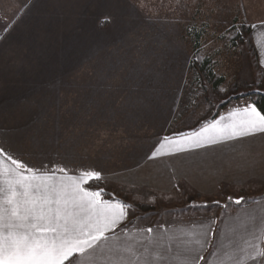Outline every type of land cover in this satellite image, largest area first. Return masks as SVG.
Returning <instances> with one entry per match:
<instances>
[{
    "label": "rangeland",
    "instance_id": "obj_1",
    "mask_svg": "<svg viewBox=\"0 0 264 264\" xmlns=\"http://www.w3.org/2000/svg\"><path fill=\"white\" fill-rule=\"evenodd\" d=\"M109 14L112 21L102 23ZM260 19H264V0H0L3 139L32 163L70 153L75 163L101 169L103 175L136 168L158 141L174 137L173 133L166 135L170 129L177 134L191 126V120H200L202 113L196 112L207 109L208 102L211 114L230 102L220 119L234 106L249 102V94L264 95V71L249 35L242 32L245 42L238 40L243 26ZM196 21L209 25L198 53L187 34ZM47 24L52 25L47 29ZM56 29L59 34H76V39L64 41L68 45L65 54L58 48L59 40L52 43ZM217 50L222 51L216 59L219 72L227 80L216 93H200L196 108H190V61L195 55L202 60ZM71 52L73 57L85 53L83 63H65L73 60ZM85 71L89 73L86 81ZM136 83L141 84L139 92L133 90ZM138 95L148 97L145 104L133 102ZM240 96L245 98L231 100ZM233 145L240 150L245 147ZM228 148L225 141L197 150L208 167L202 179L198 178L197 191L186 185L184 193L177 187L170 197L154 185L152 197L126 198L142 217L140 223L148 213L149 221H166L169 231L179 235L181 229L198 232L202 224L215 219L214 246L224 238L220 240L222 224L225 228L229 222L228 228L237 232L234 242L240 237L252 241L246 230V225L251 228L248 213L263 217L264 195L260 193L264 186H250L244 174H264V166L256 158L247 161L240 153L231 159L239 163L237 172L229 173ZM229 197H244L245 202L237 205ZM143 202L151 207H143ZM157 234L166 232L156 230ZM211 260L218 264V259Z\"/></svg>",
    "mask_w": 264,
    "mask_h": 264
},
{
    "label": "snow or ice",
    "instance_id": "obj_2",
    "mask_svg": "<svg viewBox=\"0 0 264 264\" xmlns=\"http://www.w3.org/2000/svg\"><path fill=\"white\" fill-rule=\"evenodd\" d=\"M111 21L109 14L102 23ZM140 88L136 83L133 90ZM147 99L138 95L133 102L145 104ZM248 100L198 132L178 139L165 137L149 159L160 155L161 149L179 153L264 134V113L251 97ZM104 179L101 169L77 165L70 153L32 163L0 139V264H212V257L218 258V264L257 260L264 264V217L256 212L248 213L251 228L246 225V230L259 243L245 240L238 251L225 252L226 259L220 258L211 239L216 234L215 219L202 224L198 232L181 229L179 235L172 231L154 235L148 227L139 234L117 235L134 205L104 199V189L98 186ZM229 201L240 205L245 198L229 197Z\"/></svg>",
    "mask_w": 264,
    "mask_h": 264
},
{
    "label": "crops",
    "instance_id": "obj_3",
    "mask_svg": "<svg viewBox=\"0 0 264 264\" xmlns=\"http://www.w3.org/2000/svg\"><path fill=\"white\" fill-rule=\"evenodd\" d=\"M261 21H264V19H260L258 22L251 24L250 26L251 34L249 35V39L257 52V62L260 68L262 69V71H264V24H261ZM253 24L256 25V28L252 27ZM243 106L245 105L238 106V107H243ZM235 108L237 107L234 106L232 110H234ZM228 113H229V110H228ZM1 130L2 129H0V139H3L5 138V136L1 134ZM199 130L195 132H198ZM6 137H8V134L6 135ZM180 137L181 136H174L173 138H169V139H178ZM163 142H164V139L158 141L155 144V146L151 148L152 152L150 153V156L152 155L153 152L159 149L160 144ZM227 143L229 144V148H228V172L229 173H233L239 168V163L232 162L231 159L234 158L235 160L236 155L240 153L244 154L245 159L247 161L252 162L256 158V161L258 163H263V166H264V134H256L255 136H249L243 139L231 140V141H227ZM233 144H240V145L244 144L245 147L243 148V150H240L239 148L240 146L233 145ZM255 145H257V147H255ZM197 150L198 149H189V150H185L179 153H168L166 149H161L160 155L156 156L153 159H149L148 157L142 165L136 168L128 167L124 170L120 169L119 171L115 172L114 174H110L109 176L104 174L105 179L102 181L105 183V186L108 192L112 193L117 199L122 200L126 203H129L131 205H134L132 204L133 202H129V200L126 198H128L129 196H133V195H136L137 197L138 196L143 197V198L152 197L151 193H154V190H153L154 185H160L161 191H158V190L157 191L161 192L165 196L171 197L172 191L173 192L176 191L177 187H179L180 191L184 193V187L186 185L192 186L194 187V189L196 186H198V181L202 179L203 177L202 176L203 170H206L208 168V167H205V165L200 161L199 155L197 156L196 154ZM257 151L259 152L257 153ZM77 165H80V164L78 163ZM143 170L144 172L146 170L148 171L143 177H140ZM236 175H238V173ZM244 175H246L244 177V180L249 181L247 182L248 184L252 183V185L250 186H260V185L264 186V174L249 173V174H244ZM199 177L200 179H198ZM202 193H205V191ZM260 195L263 196L264 191H262ZM142 205H144L143 207H147V206L151 207L149 203L147 205L146 202H143ZM261 210H264V209H261ZM148 215H149L148 213H145L144 217L147 219L140 223L139 219L142 217H140L137 210L136 211L130 210L128 218L122 223L120 228L116 230L117 235L123 237L126 233L127 234H139L141 230L148 228V227H152L154 229V234H156V230L159 232L160 231H163L166 233L169 232L170 228L168 227L169 225H167L168 223H166V226H165L166 221H159L158 223L154 222L153 220L149 221ZM223 222L224 220L222 221V223ZM229 223L227 224L225 228L223 227V224H222L220 228V231H221L220 240L224 236L223 240L215 242L216 245L214 247L220 250V258H224V256L222 255L224 251L231 252L234 248H236L238 251L239 247L245 246L244 241L247 240V239L240 237L241 239H243V241L240 239L238 242H234L236 238L235 235L237 232H234V228H231V229L228 228ZM165 228H166V231H165ZM144 235H147V233H144ZM228 239L233 241L232 242L233 245H231L230 242L227 241ZM252 239H253L252 243L257 241L253 237ZM219 242L227 244V247H224V245H222V243H219ZM240 255H243V254L240 253ZM215 258L218 259L217 257H212V259H215ZM230 263L231 262H227V264H230ZM248 264H258V263L256 261L255 262L248 261Z\"/></svg>",
    "mask_w": 264,
    "mask_h": 264
},
{
    "label": "trees",
    "instance_id": "obj_4",
    "mask_svg": "<svg viewBox=\"0 0 264 264\" xmlns=\"http://www.w3.org/2000/svg\"><path fill=\"white\" fill-rule=\"evenodd\" d=\"M49 25H52V24H47L46 25L47 29H48V27H50ZM208 28H209L208 23L199 24L197 21L195 24L191 25L188 28L187 34H188V37L190 38V42L192 44L193 51L195 53H198L200 50L203 49L205 42H206V39H207V36H208V31H207ZM55 31L58 32L57 29ZM55 31L50 30V33L53 35V34H55L54 33ZM240 32L241 33L238 34V40L241 43H244L245 38L243 35L244 34L250 35L251 34V28L243 26L240 29ZM242 32L244 34H242ZM53 37H52L53 38L52 43L56 40H59L60 44L58 45V48L63 50L62 52H64V54H65L64 50H65L66 46L68 47V45L64 41L76 39V34L70 35V34H68V32H66V33L64 32L62 34L61 33L59 34V32H58ZM249 43L251 44V47L253 49V53H254L255 58L257 60V52H256L254 46L252 45L250 39H249ZM231 45L232 46L236 45V43H234V40L231 41ZM229 46H230V43H229ZM82 51L83 50H79V52H82ZM221 54H222V51L217 50L215 53H212L210 55H206L202 60L198 59L197 55L193 56V58L191 59L190 70H192L193 78L191 80V85H189V87H188V90L190 93L188 101L191 102L190 108H192V107L196 108V106H194L195 105L194 103L197 101V98L200 95V93L204 94V93H207L208 91L216 93L221 88V86L226 82L227 77L224 74L223 75L220 74L218 61L216 60L217 56H220ZM69 56L73 59V60H66L65 61V63L69 62L70 63L69 65L73 64L74 62L75 63H83L82 59H83V57L84 58L86 57L85 53L83 54V56H74L73 57V52H71V54H69ZM63 62H64V60H63ZM48 64H49V61H48ZM71 67L74 68L73 66H71ZM47 68H49V66ZM93 68H95V67H93ZM74 69H77V68H74ZM85 72H86V75L84 76L83 80L86 81V78L89 75V73L87 71H85ZM75 74H76V72H75ZM80 77L77 80L83 81V80H81ZM93 82H99V81L97 79H95V81H93ZM6 85H8V84H6ZM2 89L4 91L8 92V90H7L8 87L6 88L5 86H3ZM249 97H251L252 100L255 102L257 109L259 111H261L262 113H264V95L249 94L247 96V98H249ZM242 98H245V97L244 96L235 97V98H232L231 100L237 101V100H241ZM229 103L230 102H226V103L220 105V107L213 114H211V110L208 107V106H210L211 103L208 102L207 109L198 111V114L196 112V115H199L200 114L199 112L202 113V114H200L201 115L200 120H198V121L191 120V123H190L191 126H189V127L185 126L181 129H179L180 131L177 132V134H175L173 132L174 128L170 129L168 134H166V135L168 136L171 133H173V136H180L183 134H191L192 132L199 130L201 127L207 125L212 120L217 119L219 117L220 113L225 108L228 107ZM194 112H195V109H194ZM196 115H195V118H196ZM96 186H97L96 182H93L92 190H96ZM98 186L100 188L104 189V195H103L104 199H117L112 193L107 191L105 183L103 181L99 182Z\"/></svg>",
    "mask_w": 264,
    "mask_h": 264
}]
</instances>
